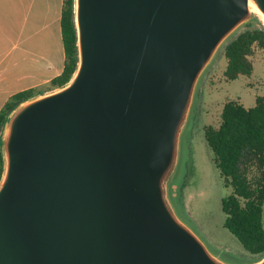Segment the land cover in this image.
<instances>
[{"label": "water", "instance_id": "water-1", "mask_svg": "<svg viewBox=\"0 0 264 264\" xmlns=\"http://www.w3.org/2000/svg\"><path fill=\"white\" fill-rule=\"evenodd\" d=\"M69 80L0 134V264H234L175 206L199 77L264 0H73ZM245 264H264V253Z\"/></svg>", "mask_w": 264, "mask_h": 264}, {"label": "trees", "instance_id": "trees-1", "mask_svg": "<svg viewBox=\"0 0 264 264\" xmlns=\"http://www.w3.org/2000/svg\"><path fill=\"white\" fill-rule=\"evenodd\" d=\"M65 63L61 74L47 84L53 89L65 84L77 63L76 31L73 0H63L61 16ZM264 48V28L248 26L234 35L223 48L226 58L224 77L234 80L250 75V56L254 47ZM39 89L20 91L0 109V134L9 112L21 101L38 93ZM204 139L212 152V161L231 192L221 199L223 226L240 242L244 250L264 253V95H257L252 107L236 100L222 106L217 127H204ZM2 155L0 150V175Z\"/></svg>", "mask_w": 264, "mask_h": 264}, {"label": "rangeland", "instance_id": "rangeland-1", "mask_svg": "<svg viewBox=\"0 0 264 264\" xmlns=\"http://www.w3.org/2000/svg\"><path fill=\"white\" fill-rule=\"evenodd\" d=\"M252 73L226 80L223 50L211 60L198 79L186 123L180 135L177 166L173 175L174 204L179 216L205 243L210 252L228 263L245 264L258 258L243 249L224 226L221 199L231 192L212 161L204 127H217L222 106L236 100L252 107L264 95V48L255 46L250 56Z\"/></svg>", "mask_w": 264, "mask_h": 264}, {"label": "crops", "instance_id": "crops-1", "mask_svg": "<svg viewBox=\"0 0 264 264\" xmlns=\"http://www.w3.org/2000/svg\"><path fill=\"white\" fill-rule=\"evenodd\" d=\"M62 9L63 0H0V109L20 91L49 90L63 71Z\"/></svg>", "mask_w": 264, "mask_h": 264}]
</instances>
